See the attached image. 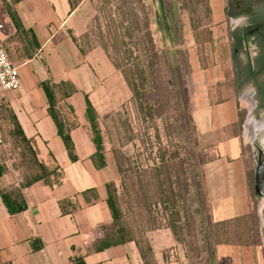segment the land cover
Segmentation results:
<instances>
[{"label": "crops", "instance_id": "1", "mask_svg": "<svg viewBox=\"0 0 264 264\" xmlns=\"http://www.w3.org/2000/svg\"><path fill=\"white\" fill-rule=\"evenodd\" d=\"M206 2L211 34L206 44L210 48L192 59L190 102L195 132L208 156L202 166V182L214 223V207L226 215L236 206L242 211L237 217L249 214L251 209L253 164L247 158L240 125L241 103L246 98L240 96L234 79L236 68L251 69L254 61L244 53L246 49L251 52L252 46L245 43L249 42V36L236 35L235 40L233 30L241 23L238 29L246 32L250 23L228 16V0ZM16 10L25 31H31L36 41L23 36L26 42L21 44L6 12L9 21L2 41L11 46V51L27 47L32 56L25 57L21 50V60L15 61L20 69L21 88L5 95L1 105L14 112L40 160L46 165H51L53 159L57 162L64 171V180L55 188L40 182L24 190L26 210L11 215L2 194L19 187L20 174L12 169L0 175V264H144L135 243L102 247L106 240L104 227L112 222L107 204L110 179L107 169H96L92 161L96 147L86 120L85 96L93 102L95 72L101 73L106 67L98 68V63H92L93 53L84 55L73 40L74 17L79 9L72 11L68 0H24ZM258 22L264 27V18ZM235 63L239 66L235 67ZM46 81H52L61 91L75 89L71 97L60 99L66 119L75 125L71 134L78 157L76 163L70 161L48 114L41 88ZM65 107L73 112L69 113ZM224 152H233L236 158L230 159ZM224 217L216 223L233 219ZM148 239L158 264H181L176 257L180 256L182 244L170 229L152 231ZM216 249L217 255L240 252L224 245Z\"/></svg>", "mask_w": 264, "mask_h": 264}, {"label": "rangeland", "instance_id": "2", "mask_svg": "<svg viewBox=\"0 0 264 264\" xmlns=\"http://www.w3.org/2000/svg\"><path fill=\"white\" fill-rule=\"evenodd\" d=\"M71 2L79 9L73 31L80 51L93 53L92 63L106 67L95 72L92 103L99 113L106 174L121 209V226L137 238L158 228L174 227V238L182 244L176 257L181 264H264V198L254 188L255 155L258 142L264 139V118L258 119L260 124L247 123L241 132L253 164L250 213L227 226L213 224L202 182V166L208 156L191 118L190 78L192 59L210 48L206 44L210 41L206 0ZM8 21L0 5V22L5 26L1 40ZM197 37L200 44L195 43ZM114 64L142 78L145 91L141 100L133 97ZM65 91L58 90V96L63 97ZM241 104L244 124L246 109L250 111L251 106L247 101ZM7 117L2 132L13 149ZM4 153L0 149V161H6L10 170H18L21 179L19 161ZM224 154L236 158L233 152ZM231 208L233 211L221 215L214 207V221L242 212L236 206L237 210ZM217 243L240 252L217 255Z\"/></svg>", "mask_w": 264, "mask_h": 264}, {"label": "trees", "instance_id": "3", "mask_svg": "<svg viewBox=\"0 0 264 264\" xmlns=\"http://www.w3.org/2000/svg\"><path fill=\"white\" fill-rule=\"evenodd\" d=\"M1 1L14 28L16 29V38L21 42V44L25 45L26 42L25 39L22 38L23 36L30 37L33 41H36V38L31 31L28 32L25 31L21 18L16 10V6L24 0H12V2L9 0H1ZM68 1L70 3V7L72 11H75L77 7L72 4L71 0ZM206 6L208 8L207 2H206ZM70 34L72 35L71 31ZM73 40L74 42H77L76 37H73ZM195 40L196 43L200 44L201 40L199 37H197ZM6 49L11 62L14 64L15 61L21 60L22 58L20 54L21 50H23V54L25 55V57L30 58L32 56L31 55L32 53L27 47H22V48L15 47L11 51V46H9V44L7 43ZM114 67L122 73L133 97L138 101L141 100L142 97L144 96V91H145L142 78L138 77L137 74L133 75L130 69H125V67H122L118 64H114ZM41 88L44 92V95L48 103V114L57 127L58 136L62 139L64 143L70 161L72 163H76L78 161V157L76 155L75 143L73 141L71 134L72 129L75 127V125L71 124L66 119V116L64 114V108L62 106V100L58 96V90H59L58 86L55 85L52 81H46L41 85ZM74 93H75V89L71 88L65 91L63 96L64 98H69ZM85 101H86V120L90 124L91 131L93 134V143L96 147V153L92 156V161L96 169L104 170L107 168V164L104 155L103 137L99 128V113L96 110L93 103L91 102L88 95L85 96ZM69 110L73 112L70 107ZM6 115L8 116L7 118L12 126V130L10 131L9 134L13 142V149L6 137H4V140L8 148H10L9 155L13 157L16 160V162L19 161L23 171L20 179L19 187L9 193L2 194L4 205L6 206V208L8 209L11 215H15L24 212L27 208L23 195L24 190L40 182L45 183L51 188L58 187L63 183L64 171L54 159L51 165H46L40 160L38 151L36 150L33 141L26 137L16 115L5 104L2 105L1 113H0L1 129H3L2 124L3 121L5 120ZM241 123L242 121L240 119V125ZM4 156L9 157L6 154ZM8 169L10 170V168L7 165V162L0 161V175L9 171ZM15 171L19 173L18 170ZM107 189H108L107 204L112 215V222L110 225L104 227L106 240L102 247L104 249H108L111 247L125 245L128 243H135L144 264H158L154 256L152 245L148 239V234L152 231L161 228L152 230L148 232L146 237L142 236L141 238L132 236L131 233L129 234L127 228L121 226L120 224L122 213L120 207L116 202L115 197L110 191V184H108ZM247 215L226 220L223 222H218V223L214 222L213 224H216L221 227L225 225L227 226L231 224V222L245 218ZM168 229H170L172 233L175 235L176 230L174 227H169ZM127 234L129 235V237ZM218 245H222V244L217 243V246Z\"/></svg>", "mask_w": 264, "mask_h": 264}, {"label": "flooded vegetation", "instance_id": "4", "mask_svg": "<svg viewBox=\"0 0 264 264\" xmlns=\"http://www.w3.org/2000/svg\"><path fill=\"white\" fill-rule=\"evenodd\" d=\"M228 4L227 13L228 16L234 17L232 20L245 19L250 23L246 32L238 29L241 23L233 29L236 31L234 33L235 40L236 35L241 38L249 36V42L245 43L252 46L251 52L246 49L247 52L244 51V53L254 61L251 69H235L236 88L239 90L240 96L246 98L244 101H247L251 106L250 111L246 109L248 111L244 124L241 123L242 128L246 129L247 123L250 126L254 121L256 124H260L258 119L264 118V27L258 22L259 19L264 18V0H228ZM237 66H239L238 63H235V67ZM257 145V155L255 156H257L256 161L259 164L261 161L264 162V139L260 140ZM262 193L263 197H258L264 198V182Z\"/></svg>", "mask_w": 264, "mask_h": 264}, {"label": "built area", "instance_id": "5", "mask_svg": "<svg viewBox=\"0 0 264 264\" xmlns=\"http://www.w3.org/2000/svg\"><path fill=\"white\" fill-rule=\"evenodd\" d=\"M4 30V25L0 22V34ZM21 88L20 69L11 62L6 46L0 38V113L2 99L10 92L19 91ZM8 146L4 140V134L0 128V149L9 156Z\"/></svg>", "mask_w": 264, "mask_h": 264}, {"label": "water", "instance_id": "6", "mask_svg": "<svg viewBox=\"0 0 264 264\" xmlns=\"http://www.w3.org/2000/svg\"><path fill=\"white\" fill-rule=\"evenodd\" d=\"M264 182V162H260L256 168L255 172V194L257 196L263 197L262 186Z\"/></svg>", "mask_w": 264, "mask_h": 264}]
</instances>
